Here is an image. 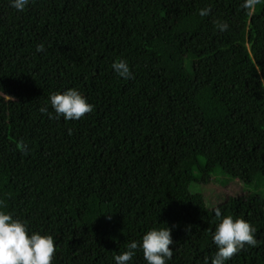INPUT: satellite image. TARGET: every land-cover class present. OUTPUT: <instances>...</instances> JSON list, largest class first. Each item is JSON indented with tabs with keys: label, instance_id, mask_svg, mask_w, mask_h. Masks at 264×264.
<instances>
[{
	"label": "trees",
	"instance_id": "16d2710c",
	"mask_svg": "<svg viewBox=\"0 0 264 264\" xmlns=\"http://www.w3.org/2000/svg\"><path fill=\"white\" fill-rule=\"evenodd\" d=\"M242 3L0 0V202L53 236V264H115L153 227L171 229L167 264H204L216 208L257 229L226 264H264V196L246 190L264 180V0ZM121 59L130 80L112 70ZM69 88L93 111L40 113ZM217 169L241 194L200 190ZM130 264H146L141 250Z\"/></svg>",
	"mask_w": 264,
	"mask_h": 264
},
{
	"label": "clouds",
	"instance_id": "9594fccd",
	"mask_svg": "<svg viewBox=\"0 0 264 264\" xmlns=\"http://www.w3.org/2000/svg\"><path fill=\"white\" fill-rule=\"evenodd\" d=\"M29 3L30 0H10V6L17 12L24 11ZM259 3L260 0H243L242 8L251 14ZM210 11V8L201 9L199 15L207 16ZM216 27L220 32H224L228 30L229 25L227 22H219ZM36 50L44 51V45H37ZM111 67L118 77L124 80L133 78L125 60L115 61ZM49 102L52 112L48 111L47 105L39 109L40 113L46 114L49 119L62 117L65 121L79 120L94 109L86 97L75 88L51 94ZM21 147L24 154H27V145L22 144ZM214 214L218 223L212 234V243L217 251L210 261L206 257L204 264H226L246 245L257 246V229L249 221L243 218L234 219L231 215L222 216L219 208L215 209ZM173 243L170 228L153 227L147 230L139 241L129 242L127 250L113 259L115 264H130L139 249L146 264H167L173 257V250L169 247ZM55 253L56 245L52 235L30 232L27 223L14 218L10 212L4 210V205L0 202V264H53Z\"/></svg>",
	"mask_w": 264,
	"mask_h": 264
},
{
	"label": "rangeland",
	"instance_id": "374dc122",
	"mask_svg": "<svg viewBox=\"0 0 264 264\" xmlns=\"http://www.w3.org/2000/svg\"><path fill=\"white\" fill-rule=\"evenodd\" d=\"M210 183V186H202L200 189L205 192L207 196L211 195V193H218L219 191L224 195L231 194V192L234 195L241 194L243 188L242 184L239 181L223 175L219 169L214 171V175H212L210 178ZM255 186L256 184L248 186L246 187V190L249 192L260 191V193H262V195L264 196V180L260 179V181L257 182V186Z\"/></svg>",
	"mask_w": 264,
	"mask_h": 264
}]
</instances>
